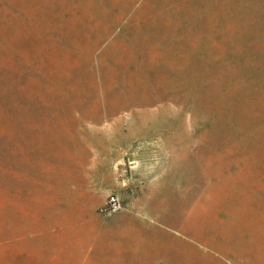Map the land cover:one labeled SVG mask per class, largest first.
I'll list each match as a JSON object with an SVG mask.
<instances>
[{
  "label": "rangeland",
  "instance_id": "374dc122",
  "mask_svg": "<svg viewBox=\"0 0 264 264\" xmlns=\"http://www.w3.org/2000/svg\"><path fill=\"white\" fill-rule=\"evenodd\" d=\"M0 264H264V0H0Z\"/></svg>",
  "mask_w": 264,
  "mask_h": 264
},
{
  "label": "built area",
  "instance_id": "2783aa9c",
  "mask_svg": "<svg viewBox=\"0 0 264 264\" xmlns=\"http://www.w3.org/2000/svg\"><path fill=\"white\" fill-rule=\"evenodd\" d=\"M119 207H120V205H119L117 198L115 196H111L110 200H109L108 210L117 211L119 209Z\"/></svg>",
  "mask_w": 264,
  "mask_h": 264
}]
</instances>
